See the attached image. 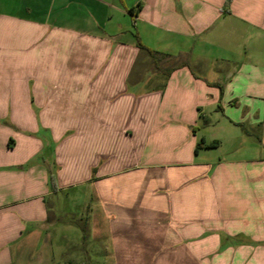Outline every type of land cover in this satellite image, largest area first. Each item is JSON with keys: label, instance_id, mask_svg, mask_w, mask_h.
I'll use <instances>...</instances> for the list:
<instances>
[{"label": "crops", "instance_id": "obj_1", "mask_svg": "<svg viewBox=\"0 0 264 264\" xmlns=\"http://www.w3.org/2000/svg\"><path fill=\"white\" fill-rule=\"evenodd\" d=\"M73 219L101 264H264V0H0V264Z\"/></svg>", "mask_w": 264, "mask_h": 264}, {"label": "rangeland", "instance_id": "obj_2", "mask_svg": "<svg viewBox=\"0 0 264 264\" xmlns=\"http://www.w3.org/2000/svg\"><path fill=\"white\" fill-rule=\"evenodd\" d=\"M84 205L89 204V199L87 196L84 197ZM85 215V213H81ZM75 220V219H73ZM71 221V220H70ZM77 223L65 224L63 223L61 229L67 231L69 235V242L67 243L66 250L61 254L60 246L56 245L55 248V260L58 264H68L66 261H78L77 264H80L82 261L85 264H101L102 252L99 250V245L92 240L87 239L86 231L84 232L80 224L84 223V219L78 221ZM84 232V233H82ZM71 259V260H70Z\"/></svg>", "mask_w": 264, "mask_h": 264}, {"label": "trees", "instance_id": "obj_3", "mask_svg": "<svg viewBox=\"0 0 264 264\" xmlns=\"http://www.w3.org/2000/svg\"><path fill=\"white\" fill-rule=\"evenodd\" d=\"M137 46H138L140 49L145 50V51L151 56V58L153 59V62L155 63V66L158 67V65H157V63H156V58H157L158 53H156V52H154V51H152V50L147 49L146 47H144V46H143L142 44H140L139 42H137ZM179 66H181V65H179ZM179 66H178V67H179ZM174 68H176V67H173L172 69H169L168 71H166V74H169V72L172 71ZM203 146H204V144L201 142V143L197 144L196 149L202 148ZM51 181H52V177H51Z\"/></svg>", "mask_w": 264, "mask_h": 264}]
</instances>
